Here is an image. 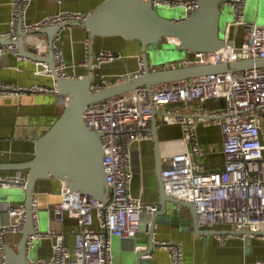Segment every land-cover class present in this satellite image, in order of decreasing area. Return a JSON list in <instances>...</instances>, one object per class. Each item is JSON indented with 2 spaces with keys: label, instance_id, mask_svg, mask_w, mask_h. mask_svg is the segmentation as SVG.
Here are the masks:
<instances>
[{
  "label": "built area",
  "instance_id": "1",
  "mask_svg": "<svg viewBox=\"0 0 264 264\" xmlns=\"http://www.w3.org/2000/svg\"><path fill=\"white\" fill-rule=\"evenodd\" d=\"M152 2L154 7H183L184 17H190L198 6V0H144ZM31 0H13L11 7L12 31L8 35L16 36L17 28L36 31L51 25L64 28L75 22H83L89 13L63 11L44 17L37 23L25 25L24 15ZM246 0H230L233 12L232 21L225 29V40L232 45L213 52H190L178 65H216L223 61L232 62L241 58H264V25L244 21L243 10ZM233 26L243 28L244 37L240 44L230 39ZM0 36H3L0 34ZM169 42L179 46L175 39ZM12 45L0 44V54ZM55 70L62 78L73 77L67 71L62 51L53 46ZM123 56L115 51L99 49L93 53L92 67L99 69L111 64ZM137 68L118 75L114 80L105 76L92 84L93 90L101 89L118 81H125L145 73L143 55L136 57ZM85 67L90 65V53L86 54ZM178 65L165 64L163 67ZM154 69V67L152 68ZM49 75L51 68L47 69ZM28 93L58 94L56 84L22 86L0 82V97L22 96ZM201 102L222 100L218 108L202 107L194 115H178L176 107H168L192 100ZM162 110L168 123L178 122L183 129L182 150L164 157L166 166L161 171L163 188L167 195L193 203L196 209L197 223L200 227L213 229L218 226L231 227L235 231L264 230V67L243 71L213 73L179 83H167L146 86L92 102L83 112L87 127L99 132L104 150L103 167L105 179L111 188L110 201L104 205L92 196L71 190L60 181V200L48 213L58 221L71 218L75 227L71 234L73 249L66 245L64 232L48 229L41 232L36 224L38 199L33 196L31 202L35 233L28 236L26 251L29 256L37 239L52 242V252L47 258L28 259L29 264H113L112 237L132 238L139 231V215L152 212L157 205L145 203L140 197L131 194L129 187L133 173L130 165V151L135 143L150 139L149 132L153 110ZM177 109V110H176ZM214 124L222 135V167L205 171L197 161L203 155L195 129L198 123ZM27 174L23 171L0 173V188L17 187L25 189ZM7 212L10 222L0 225V262L8 234H22L27 208L24 203L9 204ZM264 240V235L258 234ZM220 241L223 237L217 235ZM169 252L170 264H183L180 243L162 242ZM136 251L144 249L138 245ZM254 264H264V258Z\"/></svg>",
  "mask_w": 264,
  "mask_h": 264
},
{
  "label": "crops",
  "instance_id": "2",
  "mask_svg": "<svg viewBox=\"0 0 264 264\" xmlns=\"http://www.w3.org/2000/svg\"><path fill=\"white\" fill-rule=\"evenodd\" d=\"M13 0H0V34L6 35L12 31L11 7ZM103 0H31L24 15L25 25L39 22L44 17L63 11L89 13ZM180 11L178 18L184 17L183 7H176ZM244 21L264 25V0H246L243 10ZM232 8L221 6L220 25L223 28L232 21ZM30 32V30H26ZM36 32V31H35ZM31 33V32H30ZM230 39L240 44L244 37L242 27L233 26L230 30ZM89 35L82 27L71 26L56 34L54 46L62 51L67 71L77 77L88 72V67L82 65L86 54H89ZM48 35L33 33L25 37L24 48L36 50L38 56L48 55ZM8 46V45H7ZM0 54V82L14 83L22 86L41 85L53 87L52 76L47 73L50 68L46 61H36L30 57L19 55L17 47L12 45ZM99 49H108L123 56L111 64L95 69V75H102L114 80L118 75L137 68L136 57L142 55L137 41L126 42L117 38L97 39L93 42V53ZM65 100L55 93H28L22 96L0 97V163L16 162L27 159L33 152L34 140L39 138L53 123L64 108ZM223 101L212 100L201 102L192 100L188 103H179L168 107H176L179 116L188 117L206 109L218 108ZM157 115V137L160 140L161 167L166 166L164 157L183 149V129L180 123H168L164 120L162 110ZM150 139L133 144L131 151L137 152L139 172L133 173L129 190L135 197H140L145 203L155 204L158 199L159 183L155 173L156 154L153 143V133L150 124ZM198 142L203 148V155L197 157L205 171L219 170L222 167V135L219 127L214 124L198 123L195 129ZM4 173V172H0ZM7 173V172H6ZM60 180H39L36 182L34 196L38 199L37 226L41 232L48 229L64 232L66 245L73 249L74 239L71 234L75 221L66 218L58 221L50 217L48 209L60 200ZM24 190L17 187L0 188V225L10 222L7 212L9 204L24 203ZM156 205V204H155ZM145 233L136 234L140 240H147L149 223ZM141 223L139 220V230ZM212 230L226 231L221 234L222 241L217 235H196L193 230H180L168 225H159L154 231L155 241L180 243L183 253V264H254L264 258V240L259 235L230 234L235 231L231 227L218 226ZM264 232V230H262ZM229 233V234H228ZM264 235V234H260ZM21 234H8L6 244L15 249ZM248 237V238H247ZM130 240L112 237L113 264H124L125 258L132 256ZM52 252V242L48 239H37L31 251V259L47 258ZM151 264H170L169 252L166 248L156 246L150 256Z\"/></svg>",
  "mask_w": 264,
  "mask_h": 264
},
{
  "label": "water",
  "instance_id": "3",
  "mask_svg": "<svg viewBox=\"0 0 264 264\" xmlns=\"http://www.w3.org/2000/svg\"><path fill=\"white\" fill-rule=\"evenodd\" d=\"M229 7L230 0H198L195 12L188 18L161 15L152 2L144 0H103L91 10L83 22H75L73 26L82 27L89 35L90 65L88 72L79 76L62 78L55 70L53 46L57 33L64 26L51 25L35 31L27 32L22 25L17 28L13 38L6 34L0 36V44L14 45L22 57H30L36 61H46L51 68V76L56 84L58 94L65 100V105L50 127L34 140V149L30 157L16 162H1L0 172L23 171L27 174L24 189L27 208L26 224L15 249L5 245L4 260L0 264H29L26 244L28 236L35 233L32 218L31 202L36 182L56 179L63 181L71 190L92 196L106 205L111 198V188L105 179L103 167L104 150L100 133L87 127L83 120L86 106L112 96L128 93L135 88L154 86L196 78L213 73L227 71H243L254 67H264V58H241L237 61H223L216 65H178L175 67H150L148 50L163 52L161 40L175 39L180 48L190 52H213L226 45H232L221 34V6ZM46 33L48 35V55L38 56L36 50H26L24 40L29 34ZM117 38L126 42L137 41L145 59L143 75L118 81L101 89L93 90L92 84L99 80L92 67L93 42L97 39ZM169 42V41H168ZM171 43V42H170ZM153 110L151 127L156 154L155 173L159 183L157 209L142 212L139 215L141 229L149 223L147 240L137 236L129 239L132 256L125 258L124 264H151L150 256L156 246L163 247L154 238V231L159 225H168L180 230L190 228L196 235H221L224 231L200 227L197 223L196 209L193 203L177 199L166 194L161 177L160 140L157 137V115ZM139 159L135 150L130 151L132 173L139 172ZM227 233V232H226ZM230 234L258 235L264 234L249 230L231 231ZM228 233V234H229ZM248 238V237H247ZM142 245L141 251L136 247Z\"/></svg>",
  "mask_w": 264,
  "mask_h": 264
},
{
  "label": "rangeland",
  "instance_id": "4",
  "mask_svg": "<svg viewBox=\"0 0 264 264\" xmlns=\"http://www.w3.org/2000/svg\"><path fill=\"white\" fill-rule=\"evenodd\" d=\"M156 10L162 15H168L170 17L173 16H178L180 15V11L178 8H167V7H155ZM184 11V10H182ZM184 15V12L182 13ZM221 27V34L223 37H225V29L226 26L223 28V25H220ZM161 44L163 45V52L164 53H159V52H153L152 49L148 50V59L150 60V67H160L165 64H170V65H178L181 61H183L187 56L188 53L180 48V46H177L173 43H170L167 41V39L161 40ZM152 204V203H151ZM32 251V250H31ZM30 251V253H31ZM30 255V254H29ZM31 256H33V253H31ZM30 256V258H32Z\"/></svg>",
  "mask_w": 264,
  "mask_h": 264
}]
</instances>
